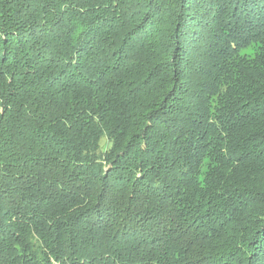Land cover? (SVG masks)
Returning <instances> with one entry per match:
<instances>
[{
  "label": "trees",
  "instance_id": "16d2710c",
  "mask_svg": "<svg viewBox=\"0 0 264 264\" xmlns=\"http://www.w3.org/2000/svg\"><path fill=\"white\" fill-rule=\"evenodd\" d=\"M0 264H264V0H0Z\"/></svg>",
  "mask_w": 264,
  "mask_h": 264
},
{
  "label": "rangeland",
  "instance_id": "374dc122",
  "mask_svg": "<svg viewBox=\"0 0 264 264\" xmlns=\"http://www.w3.org/2000/svg\"><path fill=\"white\" fill-rule=\"evenodd\" d=\"M242 56H250L253 57L255 54V51H253L251 48L246 49L245 51H243Z\"/></svg>",
  "mask_w": 264,
  "mask_h": 264
}]
</instances>
